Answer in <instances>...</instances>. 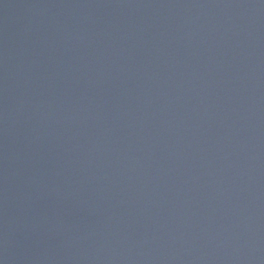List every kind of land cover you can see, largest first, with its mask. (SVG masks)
I'll return each mask as SVG.
<instances>
[{
	"label": "water",
	"instance_id": "95a60500",
	"mask_svg": "<svg viewBox=\"0 0 264 264\" xmlns=\"http://www.w3.org/2000/svg\"><path fill=\"white\" fill-rule=\"evenodd\" d=\"M0 264H264V0H0Z\"/></svg>",
	"mask_w": 264,
	"mask_h": 264
}]
</instances>
